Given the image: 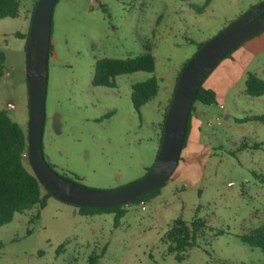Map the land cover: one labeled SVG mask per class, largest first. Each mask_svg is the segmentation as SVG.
Returning <instances> with one entry per match:
<instances>
[{
  "label": "rangeland",
  "instance_id": "rangeland-1",
  "mask_svg": "<svg viewBox=\"0 0 264 264\" xmlns=\"http://www.w3.org/2000/svg\"><path fill=\"white\" fill-rule=\"evenodd\" d=\"M20 1L18 17L0 20V46L6 69L12 70L0 81V109L27 130L26 40L16 33H28L36 0ZM263 1L60 0L53 13L43 133L48 163L96 190L141 180L157 157L172 72L201 41ZM260 34L253 41L250 71L264 79V31ZM145 45L155 57L154 72L119 75L112 88L92 84L98 60L140 55ZM152 77L160 91L138 113L132 84ZM222 80L216 83L223 92L220 102L215 94V102L205 105L202 150L192 156L190 170L171 177L146 210L130 204L116 221L113 213L81 215L76 206L50 197L43 209L16 213L0 227V264H90L94 258L96 264H252L261 259V249L239 236L264 225V123L248 120L264 114V95L252 99L238 85L225 100L229 80ZM10 101L16 108L6 107ZM178 218L188 225L204 223L184 260L169 251L167 239Z\"/></svg>",
  "mask_w": 264,
  "mask_h": 264
},
{
  "label": "water",
  "instance_id": "water-1",
  "mask_svg": "<svg viewBox=\"0 0 264 264\" xmlns=\"http://www.w3.org/2000/svg\"><path fill=\"white\" fill-rule=\"evenodd\" d=\"M56 3L57 0H37L26 38L28 163L43 188L64 203L98 209L128 204L159 189L173 176L180 162L192 106L200 87L229 53L264 31V1L224 27L193 54L176 83L160 149L151 170L141 180L111 190L91 189L65 178L54 170L44 154L51 27ZM58 127L55 122V128Z\"/></svg>",
  "mask_w": 264,
  "mask_h": 264
},
{
  "label": "trees",
  "instance_id": "trees-1",
  "mask_svg": "<svg viewBox=\"0 0 264 264\" xmlns=\"http://www.w3.org/2000/svg\"><path fill=\"white\" fill-rule=\"evenodd\" d=\"M59 1L60 0H57V3ZM36 2L37 0L32 7L31 13L34 10ZM20 6V0H0V20L8 17H18L20 13ZM53 24L54 22L52 17L50 55L53 52ZM27 35L28 33H16L17 37L25 40ZM205 43L206 42L199 43L197 50L200 49ZM243 44L244 43L241 45ZM145 48L146 52L140 55L127 58L106 57L98 60L95 64L92 84L94 86L112 88L116 86L115 79L119 75L135 73L138 71L154 72L156 69L155 57L151 53L150 47L148 45H145ZM235 50L229 53L226 58L231 57ZM188 61L189 59L184 62L180 72L176 77V83ZM5 62L6 56L3 49L0 47V81L3 79L4 71L6 70ZM158 92L159 82L156 77H152L146 81L133 83L131 100L134 109L140 113L141 108L154 99L158 95ZM245 93L250 98L263 96L264 79L255 73H249L245 81ZM196 102H201L205 105L213 104L215 102V92L213 90L204 88L202 85L197 93L194 104ZM170 103L171 100L169 101V105ZM194 104L192 106V110L194 109ZM169 105L164 113L158 151L162 141L164 122ZM248 120L261 121L264 123V114L253 115L249 117ZM189 130L190 118L183 148L187 143ZM24 151H28L27 130H24L19 123L14 121L8 115L6 109H0V227L10 223L16 213H24L25 211L31 210L36 206L39 207L40 210L43 209L47 200L50 197H53L50 192L43 188L37 177L34 175L28 160L22 157V153ZM181 160L182 156L180 158V161ZM152 166L148 169V172L151 170ZM61 175L80 184L77 181L78 176L75 174L64 173ZM166 183L159 189L128 204L104 209L76 206V210L79 214L85 216H93L99 213H113L115 215L116 221H118L126 214V207H128L130 204L139 205V203L142 201L149 202L161 193V190L166 185ZM38 216H40V211H38ZM203 226L204 223L201 220H193L188 225V223L182 218L176 219L167 233V239L170 242L169 251L176 253V258L178 260H184L186 257V251L189 248L195 246L197 233ZM219 234H221V232ZM239 237L242 242L248 244L249 246L260 248L264 254V225L252 229L251 232L242 234ZM96 263L97 260L95 258L91 259L90 264Z\"/></svg>",
  "mask_w": 264,
  "mask_h": 264
},
{
  "label": "crops",
  "instance_id": "crops-1",
  "mask_svg": "<svg viewBox=\"0 0 264 264\" xmlns=\"http://www.w3.org/2000/svg\"><path fill=\"white\" fill-rule=\"evenodd\" d=\"M229 19H226L222 22H220V27L225 26ZM217 28V29H218ZM215 32V31H213ZM25 34V33H24ZM213 34V33H212ZM258 34L254 36L253 38H250L246 42H244L243 45L238 47L235 52L231 55L230 58L223 59L218 65L214 72L206 78V80L203 83V87L206 89L213 90L215 94L217 95V100L220 102L221 98H219V94H222L223 92H220L217 81H223L229 80V83L226 85V94L224 96V99L229 96L230 92L238 85L243 86V91L245 92V81L249 73H255L258 75L257 72L250 71L252 61L255 58L256 51L253 48L255 46V39L258 37H261ZM207 41V40H206ZM252 41V42H251ZM200 42V41H199ZM205 42V41H201ZM252 43V44H251ZM1 47V46H0ZM2 48V47H1ZM255 53V54H254ZM189 59V58H188ZM188 59H184L179 67H177L170 76L168 80V85L166 86V96L162 107V120L161 125L164 119V113L169 105V101L171 100V97L173 95L175 83H176V77L178 73L180 72L184 62ZM259 76V75H258ZM262 78V77H261ZM160 91V86H159ZM159 93V92H158ZM246 94V93H245ZM258 98V97H257ZM220 99V100H219ZM223 99V98H222ZM254 99V98H252ZM199 103V104H198ZM204 105V106H203ZM220 109H224V104L219 105ZM226 118H229V111H226ZM206 114V108L205 104L201 102H196L194 104V109L191 111L190 116V130L188 134V139L185 147L182 150V160L179 162L176 171L174 172L173 176L174 178L179 177L180 175L184 174L188 170H190L192 164V156L196 155L202 150V141L204 132H206L207 128V119H205ZM264 255V254H263ZM237 264H243V263H237ZM252 264H264V256L261 259H258L256 262H252Z\"/></svg>",
  "mask_w": 264,
  "mask_h": 264
},
{
  "label": "built area",
  "instance_id": "built-area-1",
  "mask_svg": "<svg viewBox=\"0 0 264 264\" xmlns=\"http://www.w3.org/2000/svg\"><path fill=\"white\" fill-rule=\"evenodd\" d=\"M11 74H12V70L6 69L4 71L3 79H7V78L11 77ZM6 107L8 109H14V108H16V104H15L14 101H10V102L7 103V106ZM22 157L24 159H27L28 160L29 152L28 151H24L22 153ZM147 205H148V202H146V201H142V202L139 203V206H140L141 210H143V211L147 209Z\"/></svg>",
  "mask_w": 264,
  "mask_h": 264
}]
</instances>
